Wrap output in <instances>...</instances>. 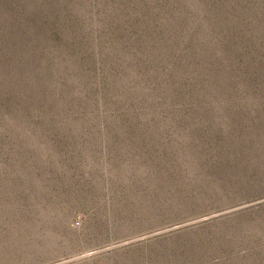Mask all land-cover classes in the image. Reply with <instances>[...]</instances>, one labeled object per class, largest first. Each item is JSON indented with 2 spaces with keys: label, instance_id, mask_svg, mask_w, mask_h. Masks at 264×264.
<instances>
[{
  "label": "rangeland",
  "instance_id": "rangeland-1",
  "mask_svg": "<svg viewBox=\"0 0 264 264\" xmlns=\"http://www.w3.org/2000/svg\"><path fill=\"white\" fill-rule=\"evenodd\" d=\"M0 264H264V0H0Z\"/></svg>",
  "mask_w": 264,
  "mask_h": 264
}]
</instances>
